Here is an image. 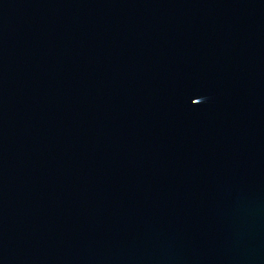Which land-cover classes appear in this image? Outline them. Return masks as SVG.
I'll use <instances>...</instances> for the list:
<instances>
[{"label":"water","instance_id":"95a60500","mask_svg":"<svg viewBox=\"0 0 264 264\" xmlns=\"http://www.w3.org/2000/svg\"><path fill=\"white\" fill-rule=\"evenodd\" d=\"M0 264H264V0H0Z\"/></svg>","mask_w":264,"mask_h":264}]
</instances>
